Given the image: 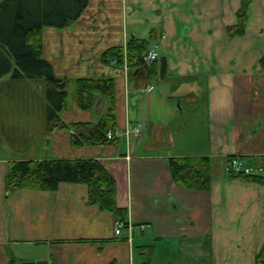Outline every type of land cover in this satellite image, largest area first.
I'll return each instance as SVG.
<instances>
[{
    "label": "crops",
    "instance_id": "crops-1",
    "mask_svg": "<svg viewBox=\"0 0 264 264\" xmlns=\"http://www.w3.org/2000/svg\"><path fill=\"white\" fill-rule=\"evenodd\" d=\"M243 1L91 0L66 28L44 29V58L55 74L69 83L113 78L117 132L140 131L112 144L77 146L76 131L58 123L48 129L43 93L38 99L33 88L14 91L8 75L0 79V264H256L264 246V184L226 170L230 157L241 156L264 179V0H252L246 34L230 38ZM132 38L159 45L145 85L101 59ZM109 103L97 96L82 111L75 101L59 119L97 123ZM34 140L46 145L40 156H12L19 148L7 146ZM201 156L212 159L211 190L178 186L169 159ZM78 158L108 168L132 231L116 237L121 220L90 204L87 185L6 187L11 162Z\"/></svg>",
    "mask_w": 264,
    "mask_h": 264
},
{
    "label": "trees",
    "instance_id": "trees-1",
    "mask_svg": "<svg viewBox=\"0 0 264 264\" xmlns=\"http://www.w3.org/2000/svg\"><path fill=\"white\" fill-rule=\"evenodd\" d=\"M91 0H0V79L13 74L11 88H25L24 81L36 85L35 95L44 94L48 102L46 119L48 129L53 124L76 131L74 144L106 145L116 143L117 138H108V133L117 132L116 84L113 78L83 77L74 81L78 108L90 110L97 96L109 98V109L99 122L74 123L65 125L59 114L68 109L69 81L59 78L50 62L44 58L43 32L46 28L63 29L77 21L89 6ZM252 0H244L237 12V23L228 27L230 38L246 34L249 22V9ZM153 46V45H152ZM148 39L132 38L125 46L108 49L102 54V62L115 60L118 66L125 61L129 74L135 73L141 85L150 77V66L144 56L152 48ZM154 64V63H153ZM264 70V56L261 59ZM165 72V67H163ZM23 85V86H22ZM18 89V90H19ZM233 157V156H232ZM231 158V157H230ZM229 158V159H230ZM169 167L174 182L187 190L210 191L213 184L212 159L201 157H172ZM246 181L264 184L258 176H236ZM84 184L89 189V202L101 211L114 213L125 221L127 210L117 204V184L108 168L95 158L57 159L41 161H14L9 164L6 187L10 192L22 190L56 191L63 184ZM150 257L153 250L148 252ZM110 264H117L112 262ZM256 264H264V246L256 257Z\"/></svg>",
    "mask_w": 264,
    "mask_h": 264
},
{
    "label": "built area",
    "instance_id": "built-area-1",
    "mask_svg": "<svg viewBox=\"0 0 264 264\" xmlns=\"http://www.w3.org/2000/svg\"><path fill=\"white\" fill-rule=\"evenodd\" d=\"M126 47V44H125ZM160 56H159V45L154 44L152 46V48H150V50L147 52V54L144 56V62L147 65H151L155 62H157L159 60ZM112 65H118L117 62L115 60H113ZM122 69L124 70L126 76L129 72V67L127 62L125 61V63L122 65ZM140 129L139 128H135V129H131V128H127L126 131L124 132V134H122V132L118 133H113V132H109L108 133V138H117V137H121L122 135H125L127 138H129V136L132 133H139ZM226 170L228 171V173H231L233 175L236 176H241V175H245V176H255L257 175L258 171L255 170L254 168L248 166L242 159L241 156H233L231 157L226 165ZM140 228L142 230L145 229V225H141ZM124 229H128L130 231H132L134 229V226L131 222H126V221H119L116 223V230H115V235L116 237L120 236L122 234V231Z\"/></svg>",
    "mask_w": 264,
    "mask_h": 264
},
{
    "label": "rangeland",
    "instance_id": "rangeland-1",
    "mask_svg": "<svg viewBox=\"0 0 264 264\" xmlns=\"http://www.w3.org/2000/svg\"><path fill=\"white\" fill-rule=\"evenodd\" d=\"M43 53H44V49H43ZM12 75L13 74H10L8 76L10 77V80H12V82H13V79L11 78ZM10 84H13V83H10ZM24 84H25L26 89H29L28 87H26V85L29 86L30 88H33L36 85L34 82L29 81V80L24 81ZM18 89L16 87H14V91H21L22 90L21 88L19 90ZM75 90H76V85H75L74 81H72L69 83V86H68V95H69L68 96V105L70 108L72 107V105L76 101ZM31 137H32V135L29 134V138H31ZM28 145L29 146H21V145H14V144L10 143L7 146L9 148H12V147L13 148H19V150H17V149L12 150V152H11L12 156H28L31 153H34V155H36V156H40L44 152L43 149L46 147V145L39 143L37 140L29 142ZM0 147L1 148L5 147V143H3V145H0Z\"/></svg>",
    "mask_w": 264,
    "mask_h": 264
},
{
    "label": "water",
    "instance_id": "water-1",
    "mask_svg": "<svg viewBox=\"0 0 264 264\" xmlns=\"http://www.w3.org/2000/svg\"><path fill=\"white\" fill-rule=\"evenodd\" d=\"M21 264H48L47 260H39V261H24Z\"/></svg>",
    "mask_w": 264,
    "mask_h": 264
}]
</instances>
